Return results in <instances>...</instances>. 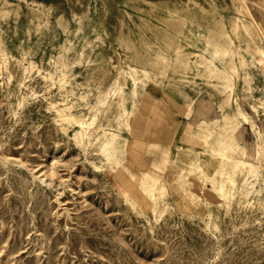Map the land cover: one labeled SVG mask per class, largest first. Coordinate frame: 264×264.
I'll use <instances>...</instances> for the list:
<instances>
[{"label": "rangeland", "instance_id": "obj_1", "mask_svg": "<svg viewBox=\"0 0 264 264\" xmlns=\"http://www.w3.org/2000/svg\"><path fill=\"white\" fill-rule=\"evenodd\" d=\"M242 11L263 48L264 0H0V264H264V157L256 164L258 176L248 177L249 196L235 195L226 207L203 187L190 192L193 182L179 168L155 171L158 157L141 158L133 133L137 129L142 138L155 113L145 111L143 84L156 96L154 106L174 102L186 108L191 102L192 112L185 113L195 119L194 130L198 111L201 119L220 117L215 104L225 94L198 55L226 69L242 52L246 64L232 96L250 124L240 143L263 145L264 154L257 38L244 30L225 59L213 58L206 45L209 29L214 36L230 31ZM179 32L189 56L172 43ZM120 66L123 92L107 95ZM106 99L114 111L124 100L131 113V131L122 132L130 143L125 164L133 178L161 177L165 187L175 182L184 192L171 197L166 188L159 199L166 207L156 213L146 198L126 189L118 177L125 170L101 149L96 127H116L113 117L106 121L103 111L82 139L78 126L63 117L71 113L85 121ZM227 111L238 113L234 105ZM201 147L178 146L170 157L180 154L188 161Z\"/></svg>", "mask_w": 264, "mask_h": 264}, {"label": "bare ground", "instance_id": "obj_2", "mask_svg": "<svg viewBox=\"0 0 264 264\" xmlns=\"http://www.w3.org/2000/svg\"><path fill=\"white\" fill-rule=\"evenodd\" d=\"M232 8H234L232 9L233 13L238 12L237 6L234 5ZM248 16L249 14L246 11H242L238 18L232 20L230 31L222 29L214 36V31L212 29L208 30L206 45L212 49L213 58L225 59L224 57L232 55V45L234 44V40L237 38L239 39L245 30L248 33V36L254 35L257 38L254 43H257L256 50L261 53V64H264V51L262 46L258 43L259 35L255 32L253 22L248 20ZM183 37V33L179 32L178 35L173 38L172 43L175 44L178 53H181L183 56H189L191 52L181 50L182 45L180 42ZM212 37L216 38L215 42L212 41ZM198 57H200L199 64L204 65L208 69V72H210L215 78L216 83L214 85L220 89L221 93L225 94L224 98L218 105L220 117L209 120L204 118L198 119L197 121H199V123L191 133L194 140L200 141L202 149L196 150L197 153L193 152V158L188 161L184 160L180 154L170 157L172 149L180 146L176 140L173 139L172 141L165 143L156 139L153 143L147 145L146 142L141 141L142 138H140V135H137V129L135 131L136 133L133 132L136 134L137 138L134 139V143L138 146V150L141 151L138 152L139 155H141V158H146V155L143 152L144 150H147L148 154L153 158L158 157V161H154L153 163V166L155 167L153 169L155 171L161 173L163 167L168 168L170 165L175 166L179 168L180 176H182V178L185 177L188 181L193 182V186L190 187V192H192V189L197 191L198 188L203 187L206 196L207 194L209 198H211V196H217L221 202L228 207L230 201L235 195H239L240 197L249 196L252 184L248 180V177L258 176L256 170L257 163L246 160V148L240 143L243 139L241 133L242 125H247L249 122L248 113L240 109L237 99L232 96L235 87V78L238 77L239 68L245 66L246 60L242 52H237L238 58L234 60L230 59L231 63L228 68L222 69L218 68L217 65L213 63L212 57L206 58L202 55H198ZM131 70H133V68ZM247 74L249 75V73ZM129 75L133 81L134 89H136L137 79L131 72H129ZM124 84L125 77L123 76V69L120 66L118 69V76L114 79L113 83L109 85L110 87L106 90V94H122V86ZM142 95L144 101L146 100L149 104V109H146L145 111L155 112L160 104L154 106V99L156 96L152 93L151 87L143 84ZM232 103L238 110V113L227 111ZM116 105L117 111H114L112 100H104L101 103V107L95 109L92 118L85 121L82 120L80 116H74L71 113H66L63 117L64 119L71 120L73 124L78 126V130L75 132L80 139L84 136L86 137L87 133L90 134L93 125L97 126L95 121L100 120L98 118L103 111L107 114L105 117L107 119L106 121L109 122L108 116L113 117L114 121L117 122L116 127H111L110 129H105L103 125L96 127V131L99 133L97 138L102 139L103 142L101 149L111 161L115 162L117 168L121 166L125 170L126 175L119 174L118 177L124 179L126 189L132 190L136 193L138 192L140 197L143 199L146 198L149 203L150 211L156 213L158 212L156 210L161 206L165 208L167 203L164 199L162 200V203L159 202V199L163 198L162 196L166 193L164 179L156 177L154 181L150 182L147 175L133 178V173L125 164L128 151L130 150V143L127 142L122 132V128L131 131V113L124 108V100L120 99ZM186 106L188 114L190 115V112H192V103L188 102ZM251 108L253 111L257 112L256 106L252 105ZM134 125L138 126L137 124ZM142 134L144 135V133ZM262 147L263 145L259 146L258 144L257 155H260ZM154 150H157V152L155 153ZM153 174L154 173H152L151 177ZM177 176L178 175H176V178H172V181L177 179ZM126 193L127 191L124 192V195ZM241 203L242 205L249 204L250 201L242 200ZM262 215H264V212Z\"/></svg>", "mask_w": 264, "mask_h": 264}, {"label": "crops", "instance_id": "obj_3", "mask_svg": "<svg viewBox=\"0 0 264 264\" xmlns=\"http://www.w3.org/2000/svg\"><path fill=\"white\" fill-rule=\"evenodd\" d=\"M262 45H263V50H264V44H262ZM260 67H261L260 71H262V73L264 74V72H263L264 64H260ZM176 105H177V103L169 102V104L168 103L164 104V105L160 104L157 107V109L154 113V116H152L151 120L149 121V124L146 126L147 128L145 130L144 136L142 137L143 140L141 139V141L146 142L148 145L149 143H153L154 140H156V139H159L165 143L170 142L174 139L177 141V143L181 147H183L185 149H190V148L195 149V148L200 146L194 142V138L191 135V133L194 131V127L192 125H193L195 119H190L186 115L185 111L187 110V108H180V106H178V105L176 106ZM217 105H219V104L218 103L215 104L216 111H217ZM231 105H234V104L232 103ZM239 105H240V103H239ZM242 106H244V104H242ZM248 107L250 108L251 111H253L250 104L248 105ZM201 109H211L212 110V107L211 106H209V107L208 106H202ZM257 112H258V108H257ZM198 114L203 116L202 112H200V111H198ZM199 115L197 116L196 120L201 118V116H199ZM248 118H249V115H248ZM249 124H250V120H249L247 125H242V130H246V126H249ZM164 128H165V130H164ZM176 128H177V130H176ZM241 133L243 135L242 131H241ZM243 140H245L244 135H243L242 142H243ZM245 143H246V141H244V146L246 148V153H247L246 154V160H249V161L254 162V163L255 162L260 163L261 158L264 157V154L262 155V153H260V155H257L256 149L258 148V146H257V148H253V146L246 145ZM143 152L146 156H150L148 154L147 150H144ZM257 158H259V159H257ZM154 159L156 160V158H154ZM175 185H177L175 182L167 183V187H166L167 193H169L171 197H173L175 192H178L180 196L182 195V193H184V192H182L183 190H181V188H179V186H175Z\"/></svg>", "mask_w": 264, "mask_h": 264}]
</instances>
